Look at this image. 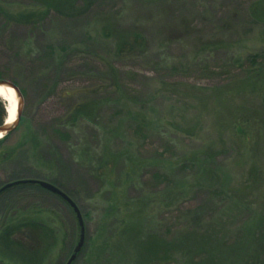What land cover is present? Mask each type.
Returning a JSON list of instances; mask_svg holds the SVG:
<instances>
[{"label":"rangeland","instance_id":"obj_1","mask_svg":"<svg viewBox=\"0 0 264 264\" xmlns=\"http://www.w3.org/2000/svg\"><path fill=\"white\" fill-rule=\"evenodd\" d=\"M86 1L92 5L77 18L51 12L39 26L12 25L0 34V81L22 92L21 120L0 148V186L37 176L73 196L85 225L73 264L120 262L123 224L106 212L135 213L143 195L154 199L158 236L168 239L171 226L185 220L197 248L218 264H240L256 239L264 245V0ZM2 3L12 15L44 8L43 0ZM126 40L131 48L121 51ZM51 44L76 51L61 74L43 54ZM81 102L93 115L69 140L54 134ZM130 117L152 126L142 129ZM121 150L140 162L100 166ZM169 179L183 186L174 191L176 203ZM35 185L0 197V236L14 224L39 227L8 238L24 246L15 254L0 243V264H66L79 242L72 207ZM142 243V251L132 244L129 260L151 264L161 256L154 242Z\"/></svg>","mask_w":264,"mask_h":264},{"label":"trees","instance_id":"obj_2","mask_svg":"<svg viewBox=\"0 0 264 264\" xmlns=\"http://www.w3.org/2000/svg\"><path fill=\"white\" fill-rule=\"evenodd\" d=\"M79 2L81 3V5L78 4ZM41 5L44 6L43 10L40 11L42 13H40L39 10L35 9L34 11L22 12V13L12 15V13L10 14V12L6 10V8L4 7V4L2 3V0H0V34L1 36L5 35L12 25L20 24V25H27V26H32V27L39 26L45 21V19L50 15L51 12L56 13L61 18H67V19L77 18L88 11V9L90 8V5H92V1L43 0V3ZM133 38H137V37L133 36ZM138 42H139L138 39H133L132 44H130L129 41L126 40V42L123 43V46H121L122 48L120 50L124 51V47L126 45L130 44L133 46V44L137 45ZM28 45L29 44L26 42L23 43L24 47ZM130 45L128 47H130ZM24 47H23V50H25L26 54L33 55L34 53H36V52H33L31 48H27V47L24 48ZM75 53H76L75 49H72L66 45L65 46H59V45L55 46L51 44L49 45V47L46 49V51L43 54L45 57L49 58L48 60L50 61V63H52L51 66H49V68H51V70L55 68L56 73L59 72L61 74L62 72L66 71L69 68L70 61L72 59V56H74ZM44 72L45 73L43 77H46L49 73L48 67L44 69ZM0 79H1V76H0ZM13 83H15L20 89V86L18 85V83L16 82H13ZM65 94L69 95V92L65 91ZM91 115H93V111L90 112V109L89 110L87 109V105L85 103L83 102L77 103L69 111H66V113L60 118L59 126L56 127L53 130V132L54 134L60 136L62 139L69 140L70 136L72 135V132L76 129V127L79 126V124L83 120H86V119L88 120L91 117ZM130 118L132 121L134 119L136 123H139L142 129L152 126V124H149L147 121L143 119H141V122H140L135 117H130ZM7 119H8L7 102L0 97V126L3 125L7 121ZM242 122L244 123V121ZM238 126L239 128H241L240 130L245 136V140L250 141V138H251L250 134L248 131L246 132L244 130L243 124L239 123ZM11 133L0 138V148ZM110 133L115 134L114 137L110 135V140L118 137V134L116 133L115 130L111 131ZM40 136H41L40 141L36 142L37 144L35 147L36 150H40L42 143L44 141L43 139L44 137H42V135ZM110 154H111V157H109L108 160L106 159L105 161L101 162V165H100L101 167H107V166L110 167L113 165L119 166L121 163L124 165H129L130 163L140 162V160L138 159L133 160L131 157H128L125 152H122V150L118 152H113V153L111 152ZM27 177L29 178L24 177L20 179H33V178H36L37 176H27ZM16 180H19V179H15L10 182H13ZM50 182L58 186L59 188L63 189L61 185H59L52 179H50ZM168 183L169 184L172 183V185H170L171 188L173 189L171 196L174 195V191L176 194L177 193L176 190H179V188L183 187L179 185V183L176 182V180L173 181L169 179ZM5 184H1L0 188ZM28 185H31V184H28ZM32 185H35V184H32ZM35 186L39 187V185H35ZM7 190L2 192L0 197ZM220 191L221 192H219V194L224 193V190H220ZM68 195L71 198L73 197L70 193ZM72 199L74 200V198ZM176 199L180 200L179 195L176 197ZM177 200H175V196H173L171 202L176 203ZM153 202H154V199H152L148 195L140 196L136 202L138 204L139 210L136 209L137 212L133 213L134 212L133 208H132L133 210L125 209L124 213L127 216H124V218L120 216L121 214H119V210H116V213H115V208L113 206H109L106 214L107 215L116 214L114 215V218H118V220L121 221V223L123 224L121 235L123 237L124 242L121 244L120 248H121V255L124 258H122L120 255V262L117 261V264H135L134 260L132 262L128 258H129V252L132 251L131 246L132 244L136 242L140 246L139 248L140 251L143 250L142 244L144 243L142 242H154L157 245L156 247L157 252L161 253V256L159 255V258L154 260L151 264H218L217 257L214 256L211 251H208L206 248H205L206 249L205 251V249L203 248L199 249L196 247L197 238H198L197 235L195 236V235H192L191 233L185 234L186 232H189L188 231L189 228L186 226L185 220L180 221V223H178L177 225L174 224L173 227L171 226L170 232L168 233L170 234L168 239L164 240L161 236H158V234L156 233V230L157 228L160 229V226L158 227L157 223L153 222V217L151 214V210L149 208L152 205L151 203ZM75 203L77 204L76 201ZM141 204L145 206L144 209H141ZM29 224L32 229L38 230L39 227H37L35 222L10 225L8 228H6V230H4V233L2 234V236H0V243L3 242L5 246H7L6 250H9L10 253L15 254L18 249L24 248L23 244L21 245V242H19L18 240H14V239L11 240V243H9L11 247L6 241L8 240V238L10 237L12 238L15 234H18L19 232H21L24 227L28 228ZM213 225L215 226L214 223L207 225V226H210V228H207L206 233H208L209 231L212 232ZM259 226L260 228L263 229L264 222H261ZM254 246H255L254 251L246 255L244 254L245 257L240 262V264H264V245L262 241L260 242V240L256 239ZM123 249H126V250L123 251ZM142 254H144V251L142 252ZM101 260L102 259H98V257L97 259H95L94 257L93 264H101ZM126 260H127V263H126ZM143 264H146V261H143ZM231 264H234V263L232 262Z\"/></svg>","mask_w":264,"mask_h":264},{"label":"water","instance_id":"obj_3","mask_svg":"<svg viewBox=\"0 0 264 264\" xmlns=\"http://www.w3.org/2000/svg\"><path fill=\"white\" fill-rule=\"evenodd\" d=\"M0 86H7L9 88L14 89L15 92L17 93V96L19 97V100L17 103V109H16V114H17L16 119L10 125H8L7 121H6L3 125L0 126V132L5 133L4 136H6L7 134L13 132L17 128V126L21 120L22 92L15 83L8 81V80H1ZM7 111H8V109H7ZM8 115H9V111H8ZM20 184H36V185H39L40 187L58 195L59 197H61L64 201H66L72 207L73 211L76 214L78 224L80 226L79 242L76 245L73 254L70 256L68 262L66 263V264H73L75 262V260L78 258L79 254H80V252L84 246V243H85V225H84L83 216H82V213H81L79 207L77 206L75 201L61 188H59L58 186L54 185L51 182H48L45 180H40V179H19V180L7 183L0 188V195L5 190L12 188L13 186L20 185Z\"/></svg>","mask_w":264,"mask_h":264},{"label":"bare ground","instance_id":"obj_4","mask_svg":"<svg viewBox=\"0 0 264 264\" xmlns=\"http://www.w3.org/2000/svg\"><path fill=\"white\" fill-rule=\"evenodd\" d=\"M0 97L7 102V109L9 111L7 124L10 125L16 119V109L19 97L14 89L7 86H0Z\"/></svg>","mask_w":264,"mask_h":264},{"label":"clouds","instance_id":"obj_5","mask_svg":"<svg viewBox=\"0 0 264 264\" xmlns=\"http://www.w3.org/2000/svg\"><path fill=\"white\" fill-rule=\"evenodd\" d=\"M5 135V133L0 132V138H2Z\"/></svg>","mask_w":264,"mask_h":264}]
</instances>
